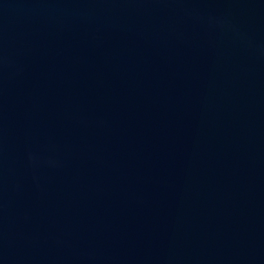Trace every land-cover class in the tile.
I'll list each match as a JSON object with an SVG mask.
<instances>
[{
	"label": "water",
	"instance_id": "obj_1",
	"mask_svg": "<svg viewBox=\"0 0 264 264\" xmlns=\"http://www.w3.org/2000/svg\"><path fill=\"white\" fill-rule=\"evenodd\" d=\"M0 264H264V0H0Z\"/></svg>",
	"mask_w": 264,
	"mask_h": 264
}]
</instances>
